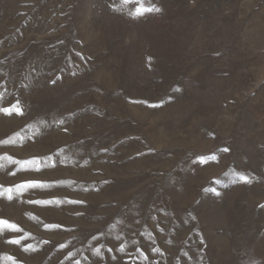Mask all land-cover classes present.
<instances>
[{"label":"rangeland","instance_id":"rangeland-1","mask_svg":"<svg viewBox=\"0 0 264 264\" xmlns=\"http://www.w3.org/2000/svg\"><path fill=\"white\" fill-rule=\"evenodd\" d=\"M0 221V264H264V0H0Z\"/></svg>","mask_w":264,"mask_h":264},{"label":"snow or ice","instance_id":"snow-or-ice-1","mask_svg":"<svg viewBox=\"0 0 264 264\" xmlns=\"http://www.w3.org/2000/svg\"><path fill=\"white\" fill-rule=\"evenodd\" d=\"M3 111H8L7 109H3ZM225 151H226V149H225ZM32 186H36L35 184H33ZM3 223H5L4 221H0V224H3ZM10 227H14V226H11L10 225Z\"/></svg>","mask_w":264,"mask_h":264}]
</instances>
